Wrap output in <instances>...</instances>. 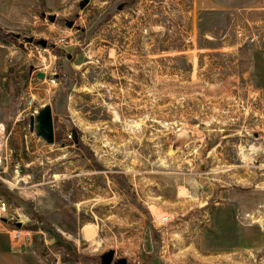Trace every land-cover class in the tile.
I'll return each mask as SVG.
<instances>
[{
  "label": "rangeland",
  "instance_id": "obj_1",
  "mask_svg": "<svg viewBox=\"0 0 264 264\" xmlns=\"http://www.w3.org/2000/svg\"><path fill=\"white\" fill-rule=\"evenodd\" d=\"M79 1L0 0V185L46 263L264 264L263 243L221 230L231 189L254 193L264 230L262 45L246 38L264 25L236 0ZM44 105L52 145L29 131Z\"/></svg>",
  "mask_w": 264,
  "mask_h": 264
},
{
  "label": "crops",
  "instance_id": "obj_2",
  "mask_svg": "<svg viewBox=\"0 0 264 264\" xmlns=\"http://www.w3.org/2000/svg\"><path fill=\"white\" fill-rule=\"evenodd\" d=\"M235 11L245 12L244 14L253 21L254 24L264 25V0H236ZM241 1V2H239ZM262 48L258 49L255 54L253 80L259 85L260 91L264 94V43ZM1 58V56H0ZM10 194L5 187H0V197L8 203V212L0 216V264H48L46 263L43 252L44 246L36 236H30V229L36 224L30 220L28 212H33L31 208L23 209V201L18 200L15 203L9 202L5 196ZM254 193L246 190L231 189L227 192V200L231 207L235 210V222L231 217H224L223 224L228 222V226L224 225L221 230L229 239L234 237L233 241H242L243 248L256 247L264 244V230L252 222H248L245 215L253 213ZM223 200V199H222ZM24 210V211H23ZM35 210V209H34ZM16 213V217H15ZM19 213V214H18ZM33 215L35 213H32ZM238 216V217H237ZM20 223L21 227L17 228ZM30 223V224H29ZM29 224V225H28ZM21 229L22 240L13 246L8 238V230ZM223 234V235H224ZM238 236V238H236ZM49 240V239H48ZM51 242V240H49ZM54 242V240H52Z\"/></svg>",
  "mask_w": 264,
  "mask_h": 264
},
{
  "label": "water",
  "instance_id": "obj_3",
  "mask_svg": "<svg viewBox=\"0 0 264 264\" xmlns=\"http://www.w3.org/2000/svg\"><path fill=\"white\" fill-rule=\"evenodd\" d=\"M88 0H84L80 2L79 8L83 9L85 4ZM45 17L44 14H42ZM25 40L29 43L33 42L32 38H25ZM36 45L44 48L46 46V42L44 40H38L34 42ZM45 75L43 73H38L36 75L37 79H43ZM29 131L34 133L35 136L41 138L47 145L54 144V132H53V121H52V112L51 107L49 105H44L40 108L35 115H31L29 117ZM74 135V143H77L76 134L73 132ZM61 147H64L61 144ZM17 228L21 227V224L18 223ZM114 258V251L109 250L103 253L100 257V264H112ZM113 264H127V260L125 258H119L114 261Z\"/></svg>",
  "mask_w": 264,
  "mask_h": 264
},
{
  "label": "built area",
  "instance_id": "obj_4",
  "mask_svg": "<svg viewBox=\"0 0 264 264\" xmlns=\"http://www.w3.org/2000/svg\"><path fill=\"white\" fill-rule=\"evenodd\" d=\"M238 36H240V35H238ZM246 38H248L247 40L251 44L257 45V47L260 44L264 43V26L259 27V25L258 26L255 25V29L250 28L249 35ZM67 138L69 139L71 137L68 135ZM0 180H1V177H0ZM8 208H9L8 203L3 198L0 197V216L7 213ZM246 217L250 218L253 216L246 214ZM250 219H252V218H250ZM7 235H8L10 243L13 246H16L22 240V237H23L21 229L8 230Z\"/></svg>",
  "mask_w": 264,
  "mask_h": 264
},
{
  "label": "flooded vegetation",
  "instance_id": "obj_5",
  "mask_svg": "<svg viewBox=\"0 0 264 264\" xmlns=\"http://www.w3.org/2000/svg\"><path fill=\"white\" fill-rule=\"evenodd\" d=\"M83 1H84V0H81V1H79V2L77 3L78 8H79V4H80V2H83ZM131 1H132V0H115V2H114V5H115L114 9H115L117 12H120V11L126 9L127 7H129ZM89 3H90V0H88V2L85 4V6H84L83 9H85V8L89 5ZM79 9H80V8H79ZM83 9H80V10H83ZM114 9H113V10H114ZM42 14L45 15V18H46L50 23L57 22L56 15H54V14H49V13H48V14L42 13ZM64 25H65L66 28H69V29H72V28H75V29H77V30L79 29V27L75 24V20H74V19H68V20H65V21H64ZM46 45H47V43H46ZM66 59L69 60L70 57H69V56H66ZM56 77H58V76H56ZM99 261H100V260H99ZM114 261H116V259L113 258L112 264L114 263ZM99 264H100V262H99ZM127 264H128V262H127Z\"/></svg>",
  "mask_w": 264,
  "mask_h": 264
},
{
  "label": "bare ground",
  "instance_id": "obj_6",
  "mask_svg": "<svg viewBox=\"0 0 264 264\" xmlns=\"http://www.w3.org/2000/svg\"><path fill=\"white\" fill-rule=\"evenodd\" d=\"M254 150H256L255 147L251 146L250 148H248V150H246L247 153H251L253 152ZM7 184H9L10 186H15L14 183H11V182H7Z\"/></svg>",
  "mask_w": 264,
  "mask_h": 264
},
{
  "label": "trees",
  "instance_id": "obj_7",
  "mask_svg": "<svg viewBox=\"0 0 264 264\" xmlns=\"http://www.w3.org/2000/svg\"><path fill=\"white\" fill-rule=\"evenodd\" d=\"M1 38V37H0ZM55 137H54V142H55ZM57 143L58 144H63L64 146H66L67 145V142L64 140V139H61V140H57ZM0 187H1V185H0Z\"/></svg>",
  "mask_w": 264,
  "mask_h": 264
}]
</instances>
